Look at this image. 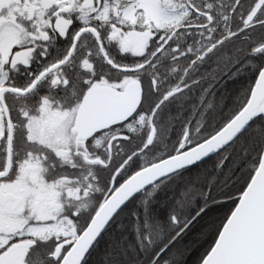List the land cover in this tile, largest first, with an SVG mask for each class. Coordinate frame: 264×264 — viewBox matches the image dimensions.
I'll return each instance as SVG.
<instances>
[{
  "label": "snow or ice",
  "instance_id": "6c2138e0",
  "mask_svg": "<svg viewBox=\"0 0 264 264\" xmlns=\"http://www.w3.org/2000/svg\"><path fill=\"white\" fill-rule=\"evenodd\" d=\"M264 264V0H0V264Z\"/></svg>",
  "mask_w": 264,
  "mask_h": 264
},
{
  "label": "trees",
  "instance_id": "16d2710c",
  "mask_svg": "<svg viewBox=\"0 0 264 264\" xmlns=\"http://www.w3.org/2000/svg\"><path fill=\"white\" fill-rule=\"evenodd\" d=\"M196 251L193 249L192 253L188 257V264H193L195 257H196Z\"/></svg>",
  "mask_w": 264,
  "mask_h": 264
}]
</instances>
